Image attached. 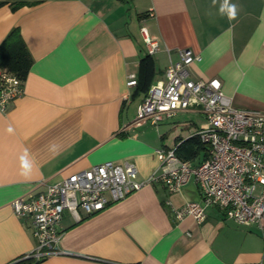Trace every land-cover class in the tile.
Instances as JSON below:
<instances>
[{"label": "crops", "instance_id": "1", "mask_svg": "<svg viewBox=\"0 0 264 264\" xmlns=\"http://www.w3.org/2000/svg\"><path fill=\"white\" fill-rule=\"evenodd\" d=\"M225 3H0V43L17 27L33 58L24 92L0 110V264L22 259L36 246L29 221L10 201L42 188L40 182H58L107 160L134 163L140 181L158 168L154 150L164 133L136 124L128 109L137 101L136 110L144 83L164 79L179 48L201 56L188 66L190 77H216L234 107L264 113V0H227L237 5L234 20ZM142 27L158 44L150 57ZM131 74L134 85L127 84ZM190 112L196 121L176 136H190L204 120L200 111ZM22 157L31 165L27 174ZM166 199L176 207L200 201L194 177L171 193L160 181L146 182L100 211L79 209V218L66 210L62 252L19 264H264V233L256 225L236 224L213 207L201 223L177 221Z\"/></svg>", "mask_w": 264, "mask_h": 264}, {"label": "built area", "instance_id": "2", "mask_svg": "<svg viewBox=\"0 0 264 264\" xmlns=\"http://www.w3.org/2000/svg\"><path fill=\"white\" fill-rule=\"evenodd\" d=\"M141 30L147 52L155 53L157 42L144 27ZM177 53L179 58L166 66L164 79L153 82L143 95L135 122L158 129L161 121L178 111L196 109L204 120L194 133L207 146L208 155L194 163L177 156V143L163 145L154 150L159 166L146 180L137 179L134 163L107 160L58 182H40L42 188L10 201L13 211L29 221L36 239L35 248L22 259L39 261L62 252L60 221L64 211L77 218L79 209L87 215L95 213L153 181H160L171 193L180 191L194 177L200 201L188 200L178 207L165 201L177 221L192 217L201 223L207 217L206 209L213 207L224 218L239 225H256L264 233V113L234 107L216 77H190L188 66L201 56L189 48H179ZM136 82L131 74L127 84ZM23 92V80L1 69L0 110H6Z\"/></svg>", "mask_w": 264, "mask_h": 264}, {"label": "trees", "instance_id": "3", "mask_svg": "<svg viewBox=\"0 0 264 264\" xmlns=\"http://www.w3.org/2000/svg\"><path fill=\"white\" fill-rule=\"evenodd\" d=\"M9 1L5 0L0 3ZM150 55L148 54L146 57H150ZM32 62L33 58L21 37L19 29L14 27L0 43V69L5 68L11 74L24 80ZM148 87L149 85L144 83V86H141L139 90L145 94ZM175 140L177 142L175 153L180 158L193 160L194 163H197L208 155L207 146L195 133L186 138L176 136Z\"/></svg>", "mask_w": 264, "mask_h": 264}, {"label": "rangeland", "instance_id": "4", "mask_svg": "<svg viewBox=\"0 0 264 264\" xmlns=\"http://www.w3.org/2000/svg\"><path fill=\"white\" fill-rule=\"evenodd\" d=\"M137 101L132 102L130 105L128 112L130 120L136 119V110L135 106ZM196 121V116L188 111H180L176 115L172 117H168L161 121L158 126V129L155 126H150L147 124L146 128L151 129L154 133H164V138L161 140L160 146H173L174 138L178 134H185L187 132V126L191 124V122ZM190 126H193L191 124Z\"/></svg>", "mask_w": 264, "mask_h": 264}, {"label": "clouds", "instance_id": "5", "mask_svg": "<svg viewBox=\"0 0 264 264\" xmlns=\"http://www.w3.org/2000/svg\"><path fill=\"white\" fill-rule=\"evenodd\" d=\"M225 8H227V16L229 20H234L237 16V5H228L227 0L225 3ZM224 9H221V12H223ZM22 167L24 168L25 172L24 174H27V172L30 170L31 165L29 164L28 160L25 157H22Z\"/></svg>", "mask_w": 264, "mask_h": 264}]
</instances>
